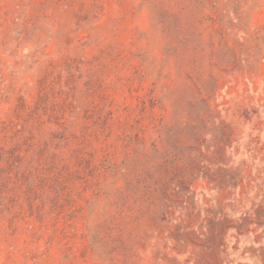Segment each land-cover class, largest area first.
Masks as SVG:
<instances>
[{
    "label": "rangeland",
    "instance_id": "374dc122",
    "mask_svg": "<svg viewBox=\"0 0 264 264\" xmlns=\"http://www.w3.org/2000/svg\"><path fill=\"white\" fill-rule=\"evenodd\" d=\"M0 264H264V0H0Z\"/></svg>",
    "mask_w": 264,
    "mask_h": 264
}]
</instances>
